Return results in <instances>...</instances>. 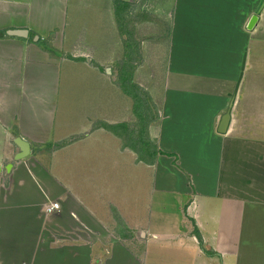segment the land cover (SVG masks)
Masks as SVG:
<instances>
[{
    "label": "crops",
    "instance_id": "0c3cea01",
    "mask_svg": "<svg viewBox=\"0 0 264 264\" xmlns=\"http://www.w3.org/2000/svg\"><path fill=\"white\" fill-rule=\"evenodd\" d=\"M13 1L12 8L20 5ZM54 2L62 15L12 26L27 29L28 39H0V264H264V8L248 30L264 0H175L162 111L149 128L162 154L148 165L129 148L131 155L119 153L134 158L126 164L143 175L120 179V201L111 200L128 230L116 240L84 204L79 211H48L72 190L37 160L35 147H50L70 132L93 144L112 138L106 126L115 125L92 130L96 101L76 128L71 116L61 117L68 106L58 90L65 66L82 64L62 57L67 0ZM57 29L52 55L38 40ZM18 139L31 154L16 161ZM81 145L62 151L71 157ZM81 213L89 217L85 237L75 222ZM53 231L75 233L49 239Z\"/></svg>",
    "mask_w": 264,
    "mask_h": 264
},
{
    "label": "rangeland",
    "instance_id": "374dc122",
    "mask_svg": "<svg viewBox=\"0 0 264 264\" xmlns=\"http://www.w3.org/2000/svg\"><path fill=\"white\" fill-rule=\"evenodd\" d=\"M10 2L14 1L0 0V32H6L2 38L5 41L20 39L7 35V30L12 29L13 25L19 24L17 22L27 21L30 23V18L34 21L41 16L49 21L51 17L62 15L64 10L54 0H16L20 5L13 6V8L10 6ZM174 2L175 0H133L125 13L126 29L132 36L135 45L134 56L129 59L127 55L125 56L127 53L125 37L121 35L116 21L115 0H67V26L62 33L65 37L62 57L66 61L82 65L65 66L68 70L65 71L63 82L58 90L60 102L68 106L65 108L66 110H63L61 117L65 118L67 114L71 116L75 121L70 124L75 127L74 124L83 121L84 114L95 110L92 103L96 101L99 107L97 117L95 120L94 118L90 119L92 122L95 121L93 131L100 130L101 125H104L105 122L115 123V125L128 124L131 130H135L138 119L134 113V101L123 92L119 84V70L126 65L125 70L129 74L132 73L133 84L136 85L137 90L139 89L136 92L142 97L146 96L149 116L152 119L160 118L159 111H162L163 85L167 69L169 31H171ZM59 31L60 29H57L49 39L44 41L39 39V45L43 43L45 48L53 49L52 42ZM29 41L32 42V38ZM2 47L7 48L5 44ZM66 49H69L72 54L70 55ZM54 53L55 50L51 54ZM72 56L93 61L92 63L79 59L74 61ZM93 90L97 92L96 98L93 96ZM141 92H144L145 95ZM128 116H130L129 120H127ZM91 125L93 124L91 123ZM113 131H109L113 135L112 138H107L105 135L100 136L98 137L99 141L93 142V144H88L84 136H80L81 134L70 132L65 135L63 141L55 140L50 147H35L34 153L38 155L37 160L41 164L45 165L51 173L56 175V178H60L62 183L72 190L69 193L66 191L64 199L53 200L51 204L58 202L61 210L75 207L79 211L84 205L93 209L105 222L104 226L109 229L108 235L106 233L104 235L116 240L127 236L128 230L126 224L122 222L121 214L116 208L110 206L113 204L111 200H115L117 203L120 201V179L124 178L126 181L133 182L134 178L142 177L143 174L138 170V166L126 164V160L134 163V158H129L126 156L127 154L119 155L121 151L126 152L127 150L124 146L126 139H122L117 135V132L115 134ZM122 132L123 130L120 134ZM92 139L95 140L94 137L90 138V140ZM74 143L78 145L85 143L83 146L81 145L84 149L82 151L80 148L79 150L74 149V153L71 152L72 155L69 157L68 152L64 153L62 150L65 146ZM87 145H91L92 150L87 149ZM83 151L85 157L81 153ZM128 154L131 155L130 152ZM95 156L99 159H95ZM137 156L136 162L138 161ZM96 166L97 168L94 169ZM51 188L53 187L51 186ZM72 192L77 197H71L70 193L76 196ZM75 198L76 200H73ZM74 201H76V205ZM52 205L48 209L49 212H52ZM80 216L79 220L76 216L75 222L80 226L83 237H85L88 235L84 229L89 224V217L82 213ZM74 233L67 231L62 234L59 231H53L50 233L49 239H54L56 234L70 239V237L73 238ZM135 239L138 241V235Z\"/></svg>",
    "mask_w": 264,
    "mask_h": 264
},
{
    "label": "trees",
    "instance_id": "16d2710c",
    "mask_svg": "<svg viewBox=\"0 0 264 264\" xmlns=\"http://www.w3.org/2000/svg\"><path fill=\"white\" fill-rule=\"evenodd\" d=\"M115 6H116V21L119 25V29L121 31V35L125 37L126 40V54L129 59H131L134 55V42L132 36L129 34L128 30L126 29V22H125V13L127 9L131 6V3H127L121 0H115ZM6 32H0V39H2L5 36ZM170 35V31H169ZM45 48V47H44ZM49 52H54L53 49L45 48ZM129 50V52H128ZM126 65H124L121 70H119V84L123 90V92L128 95L130 98L134 101V113L137 117V128L135 130H131L130 126L128 124L123 125H115V126H106V128L110 131L114 130L113 132L120 136L122 139H126L124 142L125 148H129L132 151H134L137 155L140 161L145 162L148 165H153L155 163V160L157 157L162 154L158 150V146L156 145V142H154L149 134V128L151 124L156 122L157 119H152L149 116L148 108L146 107L147 103L145 101L146 96L142 97V95L138 94L136 91V85L133 84L132 80V73L129 74L127 72ZM143 95L144 92H141ZM147 100V99H146ZM120 130V131H119ZM121 130L123 132L120 134ZM50 146V145H49ZM201 240V238H200ZM209 254H212L210 251H208Z\"/></svg>",
    "mask_w": 264,
    "mask_h": 264
},
{
    "label": "water",
    "instance_id": "95a60500",
    "mask_svg": "<svg viewBox=\"0 0 264 264\" xmlns=\"http://www.w3.org/2000/svg\"><path fill=\"white\" fill-rule=\"evenodd\" d=\"M121 1H124L127 3L133 2V0H121ZM263 8H264V4L262 5L261 9L259 10L258 15H255L251 19L249 26H248V30L252 31L255 28V26L257 25V23L259 21V15H260L261 11L263 10ZM29 34L30 33L27 29H9V30H7L8 36L17 37L20 39H27L29 37ZM36 40H38V38H36ZM230 121H231V113L229 112L224 116V118L222 120L221 129H220L221 133L225 134L227 132ZM17 145L20 147L21 153H19L16 156V158H15L16 161L25 159L28 155L31 154V146L26 141H23L22 139H18Z\"/></svg>",
    "mask_w": 264,
    "mask_h": 264
},
{
    "label": "built area",
    "instance_id": "2783aa9c",
    "mask_svg": "<svg viewBox=\"0 0 264 264\" xmlns=\"http://www.w3.org/2000/svg\"><path fill=\"white\" fill-rule=\"evenodd\" d=\"M59 209H60L59 203H55V204L52 205L51 211H53V210H59Z\"/></svg>",
    "mask_w": 264,
    "mask_h": 264
}]
</instances>
